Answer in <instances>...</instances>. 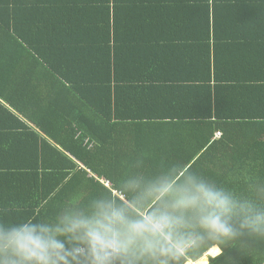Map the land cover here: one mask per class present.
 I'll use <instances>...</instances> for the list:
<instances>
[{"label": "crops", "instance_id": "0c3cea01", "mask_svg": "<svg viewBox=\"0 0 264 264\" xmlns=\"http://www.w3.org/2000/svg\"><path fill=\"white\" fill-rule=\"evenodd\" d=\"M4 4L17 21L12 33L17 29L31 45L50 48L46 57L61 68V73L51 66L40 70L38 77L45 75L50 82L21 93L28 104L19 102L20 112L0 97V207H7L6 212L15 182L11 174L29 177L22 179L24 197L14 205L38 213L49 201L42 196L49 189L34 194L42 201L30 194L28 185L31 177L43 183L53 174L59 153L52 150L51 165L45 167L48 151L35 150L33 134L41 137L38 143L47 141L57 149L59 144L25 114L36 109L30 105H44L40 92L46 89L50 106L43 110H51L60 123L74 122L77 111L90 116L92 110H100L97 105L115 89L116 108L128 122L134 123L137 111H147L156 121H168L163 115L177 111L185 117L179 123L186 124L195 111L202 115L208 110L203 94L211 91L213 111L224 117L220 123H233L234 131L249 128L251 137L261 133L264 137V0H4ZM67 77L85 81L81 86L67 81L73 89L60 86L56 78ZM176 88L183 93L182 100L179 93L177 98L169 94ZM78 99L82 102L76 103ZM4 109L24 122L27 129L19 132L26 131L25 136L10 130L15 121ZM218 131L214 139L222 137ZM17 137V148L10 150L11 139Z\"/></svg>", "mask_w": 264, "mask_h": 264}, {"label": "trees", "instance_id": "16d2710c", "mask_svg": "<svg viewBox=\"0 0 264 264\" xmlns=\"http://www.w3.org/2000/svg\"><path fill=\"white\" fill-rule=\"evenodd\" d=\"M3 1L0 0V97L20 112L22 109L19 107V102L28 104L21 93L28 92V89L36 91L40 88L41 82H50V78L45 75L38 77L40 70L43 68L47 71L48 66H51L57 73H61V68H58L60 64H54L46 57V51H50V48L31 45L29 39L18 34L17 29H14L15 32L12 33V24L14 28L17 27V21L13 17L10 6L3 5ZM29 37L31 40V36ZM56 79L60 86L71 89L73 88L67 86V81L72 83L75 81L76 85L80 86V83L85 81L68 77L65 80ZM26 85L28 86L25 87ZM185 90V93H190L187 89ZM176 91H169V94L175 98L180 94L178 99L182 100L183 93L177 88ZM40 93L44 105L39 102L36 105H30L29 107L36 109L31 111L32 116L28 112L25 114L38 125L39 129L56 140L59 147L57 149L47 141L42 144L38 143L41 137L32 133L37 141L35 150H39L40 153L48 151L46 153L48 156L44 159L45 167L51 165L52 150L58 151L59 157L53 166V174H49L48 179H45L43 183L31 177L28 189L33 190L30 194L36 199H39V196H34V194H38L42 189H49L42 195L44 201L47 198L49 201L38 213L34 210L25 212L24 208L14 205L15 200L24 197L25 185L22 184V179L29 177L24 176L22 172L19 176L11 174L15 180L11 182L12 200L10 202L12 204L8 208L9 212H6L7 207L4 209L0 207V222L2 223L14 224L29 219H50L65 202L76 194H79L82 203L88 197L105 191L111 192L114 196L118 195L113 182L119 179L122 173L131 171L137 159L143 162L146 172H155L167 164L180 162L186 169L193 170L241 195L250 194V185L258 181L264 182L263 133L260 137H251L253 134L247 132L249 128L239 127L234 131L233 123H220L224 117L218 116L213 111L211 91L208 95L202 93L208 110L202 115L195 111L196 114L188 117L189 121L186 124L179 123V120L185 117L179 115L177 111L163 115V118H170L164 119L168 121H156L154 115L147 116V111H137L132 116L135 124L128 122L127 118L121 116L116 108L115 89H111L109 96L97 105L100 110H92L90 116H84L83 111H77L79 113L74 122L64 120L60 123L53 118L51 110H43L46 106H50V89ZM81 94L82 92L78 96ZM79 102H82L81 99L76 101V103ZM105 104L107 109H103ZM3 111L12 121H15L9 124L10 130L17 131V136H25L26 131L24 134L19 132L22 128L27 129L24 122L13 111L8 109ZM118 116L122 118L121 122L117 121ZM161 122L163 123L160 124ZM218 130H222V137L214 139V134ZM241 134L243 137H237ZM18 138L20 137L11 139L10 150L17 148ZM23 147L19 145L20 149ZM31 150L34 149L31 148ZM76 160L80 164L78 161L76 163ZM34 168L38 169L36 166ZM51 181H54L53 190L50 188ZM106 181L111 188L108 187ZM57 186L58 193L55 188ZM52 191L55 194L53 197L51 196ZM216 246L223 248V246L210 243L195 260L189 257L185 264L189 260L196 262ZM232 259L234 264H252L250 258L243 256L235 249L228 248H224L216 257L210 256L208 264H232Z\"/></svg>", "mask_w": 264, "mask_h": 264}, {"label": "clouds", "instance_id": "9594fccd", "mask_svg": "<svg viewBox=\"0 0 264 264\" xmlns=\"http://www.w3.org/2000/svg\"><path fill=\"white\" fill-rule=\"evenodd\" d=\"M113 187L50 219L0 222V264H185L210 243L264 264V182L241 195L180 162L146 172L137 159Z\"/></svg>", "mask_w": 264, "mask_h": 264}, {"label": "bare ground", "instance_id": "6f19581e", "mask_svg": "<svg viewBox=\"0 0 264 264\" xmlns=\"http://www.w3.org/2000/svg\"><path fill=\"white\" fill-rule=\"evenodd\" d=\"M220 253H221L220 248L214 247L210 250V252L208 254H206L203 258L198 260L196 263H194L193 261H190L187 264H208V257L209 256L216 257V256L220 255Z\"/></svg>", "mask_w": 264, "mask_h": 264}, {"label": "built area", "instance_id": "2783aa9c", "mask_svg": "<svg viewBox=\"0 0 264 264\" xmlns=\"http://www.w3.org/2000/svg\"><path fill=\"white\" fill-rule=\"evenodd\" d=\"M221 135V132L220 131H218V136H220Z\"/></svg>", "mask_w": 264, "mask_h": 264}, {"label": "rangeland", "instance_id": "374dc122", "mask_svg": "<svg viewBox=\"0 0 264 264\" xmlns=\"http://www.w3.org/2000/svg\"><path fill=\"white\" fill-rule=\"evenodd\" d=\"M216 247H217V246H216ZM205 255H206V254H205ZM205 255H204V256H205ZM204 256H203V257H204ZM203 257H202V258H203ZM208 258H209V257H208ZM199 260H200V259H199ZM197 261H198V260H197ZM197 261H196V262H197ZM189 262H190V261H189ZM196 262H194V263H196Z\"/></svg>", "mask_w": 264, "mask_h": 264}]
</instances>
